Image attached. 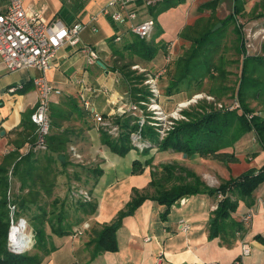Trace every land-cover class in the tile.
Listing matches in <instances>:
<instances>
[{
    "label": "crops",
    "instance_id": "1",
    "mask_svg": "<svg viewBox=\"0 0 264 264\" xmlns=\"http://www.w3.org/2000/svg\"><path fill=\"white\" fill-rule=\"evenodd\" d=\"M169 1L148 6L145 0H137L135 10L138 21L153 19L156 27L158 24L155 20L157 18L161 20L159 17L170 11ZM108 2L109 0H23L25 9L41 14L47 20L58 19L67 26L76 23L87 26L80 35L81 43L78 49L68 45L61 47L51 62L50 70L46 73L48 83L60 91L66 103L60 106V95L53 96L49 108L52 105L66 108L68 102L74 100L78 108L92 112L82 120L72 114L68 120L75 121L78 125L84 124L86 119L93 123L95 114L102 117L111 116L115 109L111 103L113 101L116 105L118 102V106L122 108H126L130 103L127 90L121 83V77L108 71L112 68L109 39L113 37L121 39L123 33L128 34L125 28L115 25L109 17L100 15V11ZM6 5L7 0H1L0 10L4 11ZM144 6L148 7V11H143ZM93 17H96L94 21H92ZM91 27L96 28V31L92 32ZM182 28L183 25L179 27L176 35L167 38V29L162 25L156 27L157 32H162L156 40L165 41L171 46L173 53L172 48L181 45L179 34ZM100 33L102 36L92 44L90 38ZM81 46H90L95 50L98 57L96 65L87 66L85 55L79 51ZM78 60L83 63L80 62L81 65L73 75V66ZM30 70L33 73H30ZM87 71L88 77H86ZM14 73H19L18 78L9 79V72L0 64V163L7 155L6 151H12L19 145L20 149L24 148L21 122L25 116L33 112L37 104V94L32 80L40 73L32 69ZM14 86H22V88L9 93L8 89ZM102 89L106 92H101ZM165 98L169 101L163 103L165 109L172 110L175 105L171 104L185 99V96L180 99V95L177 94ZM66 121L63 122L67 123ZM60 129L64 130V128ZM71 129L68 130L69 140H73ZM85 133L92 144L89 149L90 156L99 160L102 170L92 190L95 211L85 217V220L73 225V233L81 228V224L83 227V234L73 238V241L70 236L58 237L49 234V253L38 255L41 264H235L239 260L242 264H264V183L254 192L251 207L240 202L237 211L231 215L233 220L242 224L243 231L225 239L209 238L208 226L212 211L215 209V202L208 195L187 196L171 206L159 203L149 189L151 173L156 171L155 167L167 165V161H161L162 158L158 157V160L149 161L150 163L145 165L148 159L142 158L136 152H129L124 157H120L102 144L94 126ZM255 151L253 159L252 156L249 158L250 163L252 166L261 167L264 165V151L260 148ZM167 152L175 154L171 150ZM180 157L183 158L184 155ZM172 159L173 161L168 163L179 164L177 158ZM187 159V163L194 160L193 162L201 164V158L198 156ZM137 160L142 164L143 171L132 174V163ZM136 192L149 194L148 198L134 211L127 212V205ZM43 196L46 197L44 194ZM248 210H252L254 214L251 222L244 224L242 218ZM120 215H122L121 223L115 233L116 251L95 254V239L100 231L117 221ZM181 221L189 226L186 232L180 230ZM243 244H246L250 250L246 257H241Z\"/></svg>",
    "mask_w": 264,
    "mask_h": 264
},
{
    "label": "rangeland",
    "instance_id": "2",
    "mask_svg": "<svg viewBox=\"0 0 264 264\" xmlns=\"http://www.w3.org/2000/svg\"><path fill=\"white\" fill-rule=\"evenodd\" d=\"M165 1L168 0L156 1L154 3H150L148 6H153ZM240 1V9L236 11L239 12L238 14H235V0H170L168 2L170 6L168 8V10L170 9L169 13L163 14L161 18L159 17L161 20H158V18L155 20L156 24H158L156 25L157 28L162 25L167 29V38H172L176 35L181 25H183V28L181 29L182 36L192 39L196 37L204 28H211L213 31V28L217 24H220V27L213 31L220 32L218 34L217 47L211 49H215L216 51L211 55L212 68L210 72L207 73L199 82L194 79L195 77H190L189 79L183 78V80L179 79L180 76L177 75L176 71L177 59L182 57L186 51H189L192 48V45L188 42V40L181 37V34H179V37H181L179 41L181 42V45H176L174 49L172 48V50H174L173 53H171V46H168L166 43V54L159 52L158 55L149 62L141 61L136 56L130 57L128 52L124 51L125 58L123 61L118 63V66L121 67L122 65L128 64V61H131L135 65L131 66L129 70L135 73L133 74L134 78L136 79L140 76L144 77L141 84H137L138 81L134 82L136 88L143 90L136 93L135 100L131 98L129 91H127L130 103L127 104L126 107L134 105L138 110L143 112V116L148 115L150 117L145 120L147 122L144 121L141 124L135 115L128 114L119 116L115 110L121 106H118V102L116 105L113 101L111 103L115 107L114 112H112L109 117L103 116V119H106L107 122L112 124V126H117L118 130L116 132L109 133L107 129L101 127V122L96 121L95 116L93 123L89 119H86L84 124L80 123L79 125L77 122L72 120H67V123L63 121L59 122V128H64L66 130L72 128L73 140H69V143L66 145L65 152L62 153L59 158L56 154L53 155V158L55 159L54 163L51 164L53 173L48 177L49 181L54 180V183L51 185L50 194L47 196V194L38 191L40 198L37 204L31 206L24 215L16 213L18 219L22 218L26 221L28 232L30 231L34 235L33 226L36 223L34 219L32 220V218L40 215L42 211L45 213L44 219L51 220L55 225H57L58 214L61 212L64 216L62 225L70 228V238L72 241L73 238H76L73 237V225H75V222L85 220V217L90 215L88 205H95L92 190L97 184L99 178L97 176V172L99 171L100 174H102V170L99 166V160L90 156L89 149L92 147V144L89 136H86L85 132L94 126L99 133L101 141V132L106 133L111 140H116L122 134V131L120 126H118L115 121L124 117L129 116L132 118L131 126L133 127V130L129 133L131 146V150L129 152H136L138 155H141L142 158L145 157V159H148L146 160L148 162L154 161L155 159L158 160V157L162 158L161 161H167V165H175V162H168L173 161L172 158H177L179 163L178 166L191 171L199 177L203 184L208 188H219L221 185H225L231 178L237 177L239 174L249 169L259 170L261 167H264V165L261 167L252 166L250 163L249 158L252 156L253 159L254 152H256L255 150L260 148L254 139V136L250 133L245 134L233 145V147L220 151L219 153L225 154L223 156L215 155L202 158L198 156L201 158V164H197V162H193V159L192 162L187 163L186 161L188 159L186 158V155L185 159H183L184 157H180L184 154L175 153L172 155L171 152L159 151L158 143L162 142L171 130L166 135H162L157 132V127L149 124L156 122L151 119V116L153 115L152 109L156 106L160 108L159 112L162 113L161 117L163 118V127L168 126L169 121L175 122L174 126H176L179 122L188 121L184 112L191 115L209 113L212 111L238 110L239 113L242 112V109L240 108L241 104L233 94L239 82L240 67L243 57L239 54L236 48L241 46L244 55L246 56L264 59V0ZM147 8V6H144L143 11H148ZM229 16H232V18L228 19ZM142 19L143 17L140 18V20ZM164 20L165 22L163 23ZM156 27L154 22L153 31L151 32L150 37L145 40L148 41L151 37L157 35V31L155 29ZM100 36H102L101 33L94 34L90 38L91 43L93 44V41H97ZM135 36L136 35L132 33H123L121 39L120 37H117L118 40L117 38L114 40V48L122 51L124 44L123 41L129 40L130 42ZM156 42H160L159 44L163 43L158 41V39ZM115 60L116 58L114 59L110 56L111 67ZM80 62L81 60H78L75 63L73 62L75 64L73 66V75L75 70L81 65V63H83ZM218 69H222V75ZM262 72L264 73V70H256V73H253L254 77L263 81V84L259 97H247L246 103L249 110L252 112L246 115L247 119H250L254 114L264 115V74ZM30 73H33V71L30 70ZM88 75L89 73L87 71L86 77H88ZM17 76H19V73H9L8 78L16 80L18 78ZM148 76L154 78L156 88L159 91V98L150 92V87H148L149 85L145 83V81L150 78ZM75 80L73 79V81ZM172 82L173 84H177V89L172 90L171 93H166ZM129 87L130 86L127 84L124 88L128 90ZM231 91H233V93ZM176 92H179L178 95H180V98L184 95L185 100L183 99L182 102L176 104L168 113L169 110H166L163 105V103H169L165 97L172 96L174 93L177 95ZM62 96L63 95H60L59 97L60 106L61 104H66L65 101H63L64 98ZM59 110L65 117L67 109L60 107ZM172 116H174L175 119H173ZM137 121H139V123ZM146 128H149L154 133L157 140L156 143L143 136V132ZM136 132L138 133L136 136L141 138V144H137V142H135L136 136L133 137V134H137ZM36 141L37 136L35 133V139L33 142L30 143V141H27L23 146L24 148L18 149L20 155L24 156L26 154L33 153V157L35 159L38 157V160L43 161L41 159L42 155L47 152V144L45 142L46 148H36L34 146ZM134 143L136 145H140V148L136 147ZM72 146L73 148L71 149ZM12 151H15V149ZM12 151H6L5 154L8 155ZM145 151L147 153H145ZM161 166L158 168L155 167V172H157L156 174L158 178L162 175ZM11 172V170L8 172L9 187L6 193L8 194V198L13 200L16 196L21 193L26 194L28 191L27 189L23 191L20 190V183L17 179H15ZM175 175L184 177L185 181L183 183L190 182L191 180L184 172H180L179 170L175 171ZM174 184V182H170L166 185V188L169 189ZM230 187L231 186H228L227 190ZM151 192L154 194V189H151ZM43 194L46 197H44ZM44 229L47 235L51 234L49 223L45 224ZM30 245L31 247L28 250L23 251L20 254L12 253L8 246H6V248L8 252L13 255L42 254V252L39 253V251L35 249L37 246L35 243V237L32 238Z\"/></svg>",
    "mask_w": 264,
    "mask_h": 264
},
{
    "label": "trees",
    "instance_id": "3",
    "mask_svg": "<svg viewBox=\"0 0 264 264\" xmlns=\"http://www.w3.org/2000/svg\"><path fill=\"white\" fill-rule=\"evenodd\" d=\"M240 3V0H235V14L239 13L236 11L240 9ZM231 18L232 16L228 17V19ZM219 32H213L211 28H204L192 39L183 37L182 33H180L181 37L188 40L192 48L177 59L176 71L177 75L180 76L179 79L183 80V78L189 79L190 77H195L194 79L199 82L210 72L212 68L211 55L216 51L215 49H211L217 47ZM161 33V31H158L157 36L151 37L148 41L139 39L137 36L130 42L129 40H124L122 51L114 48L113 42L116 37L108 41L111 57L116 58L112 68L108 69V71L122 77L121 83L125 86L127 84L130 86L127 91H129L131 98L134 100L136 93L142 90L136 88L134 82L138 81L137 84H141L144 77L134 78L133 74L135 73L129 70L131 66L135 65L131 61H128V64L121 67L118 66V63L125 58L124 51H127L130 57L136 56L139 60L146 62L152 61L159 52L166 54L167 44L165 42L162 44L156 42V38ZM238 48H236L237 51L243 56L240 67V78L234 93L233 91L231 92L241 104L240 108L242 112L239 113L238 110L212 111L195 115L184 112L188 121L179 122L173 127L168 136L158 143L159 151L165 152L171 150L174 153L186 155V158L195 156L201 158L215 155L223 156L225 154L219 153L220 151L233 147L237 141L248 133L254 136L258 146L264 151V115L254 114L250 119L246 117V115L252 113L246 103L247 97H259L262 91L263 81L254 77L253 73H256V70H264V59L246 56L241 46H238ZM218 70L222 75V69ZM174 89H177V84H173L172 82L166 93H171ZM178 93L176 92V94ZM180 102L182 100L175 102L174 105ZM66 108L67 113L65 117L58 106L52 105L49 108L50 133L46 138L47 152L42 155L41 160L43 161L38 160V157L35 159L33 153L21 156L18 151L20 149L19 145L15 148V151L6 155L2 163H0V264H41L38 255H13L8 252L6 248V237L9 227L8 205L16 204V208L18 207L17 213L24 215L31 206L37 204L40 198L38 191H43L47 196L50 194L51 185L54 183V180L49 181L48 177L53 173L51 168V164L55 161L53 155L56 154L59 158L65 152L66 145L69 143L68 130H61L58 127L59 122L68 120L72 114L77 115L79 120L85 119L87 114H91L90 111L78 108L74 100L69 101ZM31 113L27 117L25 116L21 122L24 142L30 141V143L35 139V125L30 121ZM131 122L132 118L129 116L115 121L122 131V134L116 140H111L106 133L101 132L103 144L112 153L120 157H124L131 150L129 141V133L133 130ZM143 136L155 143L157 142L154 133L149 128L144 130ZM145 153L147 152L145 151ZM149 163L146 161L145 165ZM161 169L162 175L159 178L156 172L151 173L152 180L149 184V189H154V194L151 195L159 203L171 206L184 197L196 194H206L215 202V209L212 211L209 220V238L220 237L225 239L230 235L233 236L235 233L242 232V224L233 220L231 215L237 211L240 202H243L247 207H251L254 201V192L264 183V167H261L259 170L249 169L237 177L231 178L225 185H221L216 189L206 187L199 177L177 164L163 165ZM9 170L12 171L11 174L15 179L19 181L20 190L27 189L28 191L26 194L21 193L13 200H10L6 193L9 187ZM176 170L184 172L191 179L190 182L183 183L185 181L184 177L176 176ZM142 171V164L139 161H134L132 163V174ZM100 175L98 171L97 176L100 177ZM170 182H174L175 184L168 189L166 185ZM228 186L231 187L227 190ZM148 195L136 192L127 205V212L134 211L148 198ZM88 206L89 214H92L96 206L91 204ZM44 216L45 213L42 211L40 215L34 216L32 220L34 219L36 223L33 226L35 243L37 245L35 249L45 255L49 253V235L46 234L44 229L46 223H49L50 233L58 237L70 236L71 230L69 227L62 225L64 216L61 212L57 217V225L53 224L51 220H45ZM121 219L122 215L119 216L117 221L109 226H105L100 231L98 237L95 239V254L116 251L115 233L120 226ZM77 223L75 222V224Z\"/></svg>",
    "mask_w": 264,
    "mask_h": 264
},
{
    "label": "built area",
    "instance_id": "4",
    "mask_svg": "<svg viewBox=\"0 0 264 264\" xmlns=\"http://www.w3.org/2000/svg\"><path fill=\"white\" fill-rule=\"evenodd\" d=\"M156 1L161 0H145V4L149 5ZM136 5L137 0H109L106 6L100 11V15L109 17L115 25L125 28L128 32L135 34L140 39H147L153 31L154 22L152 19L138 21V15L135 10ZM95 19L96 17H93L92 21ZM86 27V25L81 23L67 26L58 19L47 20L41 14L32 13L25 9L23 0H7L5 10H0V64L4 65L9 73L25 69L36 70L40 73L39 76L32 80L37 94V104L30 115V121L36 128L37 141L34 144L36 148H46V138L50 133V100L53 96L60 95V91L48 83L46 73L50 70L51 62L61 47L68 45L71 48H77L80 45V35ZM91 28L92 32L96 31V28ZM79 51L85 55L87 66L96 65L98 57L95 50L90 46H81ZM145 83L149 85L150 92L159 98V91L156 88L154 78L150 77ZM21 88L22 86L10 87L8 92L14 93ZM88 90L95 91V89ZM101 92H106V90L102 89ZM152 110L153 115L151 119L156 122L149 124L157 127L158 133L166 135L173 129L175 122L169 121L168 126L163 127L162 113L159 112L160 108L156 106ZM115 111L119 116L128 114L135 115L141 124L150 117L148 115L143 116V112L138 110L134 105L126 108L119 107ZM94 116L96 121L101 122V127L107 129L109 133L118 130L117 126H112L101 115L95 114ZM172 118L175 119L174 116ZM139 121L137 122L139 123ZM136 135L138 133L133 134V137ZM140 141L141 138L136 136L135 142L141 144ZM134 145L136 144L134 143ZM139 146L136 145V147ZM16 213V206L9 204V227L6 242L12 253L20 254L31 247L30 244L34 235L30 231L28 232L26 221L22 218L18 219ZM253 214L254 212L252 210H248L243 216L242 222L249 224ZM179 224L180 230L186 232L189 229V226L183 221ZM82 234L83 227L76 230L73 233V237H78ZM249 253L248 246L243 244L241 246V257H246ZM235 264L242 263L239 260Z\"/></svg>",
    "mask_w": 264,
    "mask_h": 264
},
{
    "label": "water",
    "instance_id": "5",
    "mask_svg": "<svg viewBox=\"0 0 264 264\" xmlns=\"http://www.w3.org/2000/svg\"><path fill=\"white\" fill-rule=\"evenodd\" d=\"M219 27H220V24H217V25L213 28V31L217 30ZM98 64L101 66V63H100V62H98ZM184 157H185V155H184Z\"/></svg>",
    "mask_w": 264,
    "mask_h": 264
}]
</instances>
